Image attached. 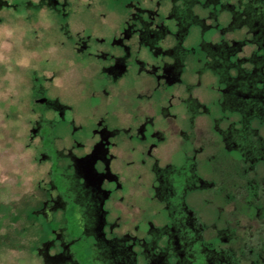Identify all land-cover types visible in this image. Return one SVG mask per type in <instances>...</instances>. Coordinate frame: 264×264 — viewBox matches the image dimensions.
<instances>
[{
  "label": "flooded vegetation",
  "instance_id": "obj_1",
  "mask_svg": "<svg viewBox=\"0 0 264 264\" xmlns=\"http://www.w3.org/2000/svg\"><path fill=\"white\" fill-rule=\"evenodd\" d=\"M25 2L28 17L25 15L24 21H19L21 35L25 41L36 44L37 51L30 48V43L25 45L30 52L43 57L42 65L37 67L39 75L30 81L28 92L24 96L18 91L25 105L28 102L31 106L34 116L28 127L29 137L56 138L61 146L58 147L53 139L55 156L64 163L62 171L71 172L73 176L64 193L55 194L50 207L47 201L36 211L51 218L58 208L64 210L69 202L75 209L81 208L78 212L85 215L83 225L99 240L106 264H190L192 244L196 238L205 239V235H199L201 226L182 201L178 204L168 198L165 209L169 222L159 226L151 223L150 229L140 235L135 232L139 226L130 229L128 220L119 215L118 207L135 192L131 185L126 186L128 182L119 170L121 159L117 150L124 149L127 139L145 140L152 134L156 141L150 147L151 154L153 147L165 139L161 131L165 122L178 131L182 141L191 143L194 151L201 148L196 143L201 142L202 130L195 127L194 116L188 115H195L201 106L193 90L187 95L184 91L186 86L191 88V64L197 61L198 66L203 64L215 78L212 88L217 93L216 102L240 117L242 126L239 128L228 123L221 127V118L215 120L223 147L240 150L243 161L244 155L251 159V165H234L235 169L230 170L233 183L228 188L238 183L245 190L255 191L254 176H259L260 169L252 164L256 160L254 157L264 159L260 129L251 125L252 121L264 123V0ZM4 5L16 6L0 0V10ZM47 15L49 17H45ZM41 16L48 21H42ZM191 32L192 36L197 32L195 41L185 44ZM6 53L9 55V49ZM57 54L67 74L76 73L81 77L80 89L91 99L86 106L92 113L87 124L74 125L73 112L77 104L71 99L72 82H59L50 60ZM197 72L201 73L202 69ZM111 90L114 91V107L92 101L96 96L108 95ZM130 90L135 92L136 98L117 99L119 91ZM67 94L71 97H66ZM164 97H170L166 106L159 104V98ZM222 117L231 118L229 115ZM80 135L84 139L67 145L71 137ZM251 135L260 137V153L254 156L250 152L253 147L243 142ZM137 147L134 145L132 149ZM197 166L194 158L182 165L186 167L184 172L195 176V182H190L192 188L200 186L206 191L219 190L222 194L224 185L221 182L215 184L196 177ZM150 167L156 171L158 185L155 187L153 183L152 186L157 199L164 201L166 196L177 194L173 179L168 176V169L174 167L172 163L165 162L161 167L156 159L155 165L150 164ZM196 180L201 181L199 185ZM261 213L258 210L253 217ZM191 230L197 235L192 236ZM218 232L217 237L227 242L226 250L220 249L209 258L212 264H230L228 257L232 245L243 246V240L234 229L224 228ZM256 256L263 264L264 249ZM59 259L55 260L58 264H64L65 260L77 264L65 254Z\"/></svg>",
  "mask_w": 264,
  "mask_h": 264
},
{
  "label": "rangeland",
  "instance_id": "obj_2",
  "mask_svg": "<svg viewBox=\"0 0 264 264\" xmlns=\"http://www.w3.org/2000/svg\"><path fill=\"white\" fill-rule=\"evenodd\" d=\"M3 1L16 6L4 5L0 10V264H58L55 260H60L59 257L63 254L70 256L77 264H106L99 240L90 235L83 225L85 215L78 212L81 208L75 209L69 202L70 206L67 205L64 210L58 208L59 211L51 218L50 215L45 216L36 211L41 206L43 208L47 201H50V207L55 194H63L66 186L70 184V176H73L71 172L62 171L64 163H60L55 156L53 139L56 138L29 137L28 127L34 116L30 110L31 106L28 102L25 105L24 97L18 91L23 94L28 92L30 81L39 75L37 67L42 65L43 57L41 54L30 52L25 45L30 43V48H35L36 44L30 40L25 41L21 35L19 21H24L25 15L28 17L26 0ZM41 18L42 21H48L43 16ZM193 34L192 36L191 32L185 44L195 41L197 32ZM9 44L11 46L6 48ZM7 49L9 55L6 53ZM50 60L59 76L58 81L72 82L73 96L67 94L66 97H71L77 104L73 112L76 119L74 125L89 123L92 113L86 106L91 99L80 89L81 77L76 73L67 74L58 54ZM191 65V88L186 86L184 91L187 95L193 90L201 106L195 115L188 113L189 116H194L195 127L202 130L201 142L196 143L197 147L201 148L194 151L191 143L182 141L178 131L166 122L161 126L165 139L159 141L157 147L151 148V154L150 147L156 141L154 135H148L145 140H136L135 137L127 139L129 143L124 142V149L117 150L121 159L118 166L124 181L128 182L124 183H127L126 186L131 185L135 193L126 197L117 211L123 220H128L130 229L139 226L135 232L140 235L150 229L151 223L159 226L163 222H169L168 211L165 209L168 198L178 204L182 201L201 226L199 235H205V239L196 238L192 244L189 250L190 264H212L209 256L212 257L220 249L226 250L227 242L217 237L218 231L224 228L237 231L245 247L243 249L240 244L232 245L228 257L230 264H261L256 259V253L264 249V216H261L264 214V159L254 157L256 160L252 165L260 169L259 176H254V192L245 190L244 186L237 185V182L232 184V189L228 188V185L233 183L230 170L235 169L234 165H251V159L244 155L243 161L240 150L223 147V140L216 132L218 127L215 120L221 118V127L228 123L233 128H239L242 126L240 117L235 111H227L216 102L217 93L212 88L215 78L211 76L210 71L204 69L203 64L198 66L197 61H193ZM200 68L202 72L198 73ZM113 94L114 91L111 90L108 95L96 96L92 101L114 107ZM135 96V92L130 90L125 93L119 91L116 97L118 100L129 101L136 98ZM153 97L156 99V95ZM159 99V104L166 106L170 97ZM222 115H229L231 118H224ZM251 125L260 129V136L264 140V123L252 121ZM179 128L180 126L176 127L180 130ZM82 139V135L71 137L67 145H73L76 142L74 140ZM247 139H243V142L253 147V150H250L253 156L254 153L259 154L260 137L251 135ZM190 141L192 142V138ZM57 142L56 139V144ZM238 142H241V138ZM134 145L139 147L134 150ZM57 146L60 147L61 144L58 142ZM193 158L198 163L196 177L215 184L221 182L224 185L222 194L219 190L206 191L200 186L192 188L190 182H195V176L184 172L186 167L182 168V165ZM156 159H159L161 167L165 162L174 166L168 169V176L173 179L177 194L173 197L166 196L164 201L157 199L156 190L152 186L153 183L155 187L158 185L155 179L156 171L150 169V164L155 165ZM199 182L196 180L197 185ZM183 196L185 200L182 199ZM76 198L79 199L78 196ZM107 206L108 203L105 204V207ZM258 210L262 213L254 218L253 215ZM191 233L192 236L197 235L192 230ZM248 246L252 248L247 249ZM59 252L60 254H57ZM64 264L70 262L65 260Z\"/></svg>",
  "mask_w": 264,
  "mask_h": 264
}]
</instances>
